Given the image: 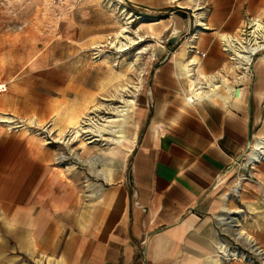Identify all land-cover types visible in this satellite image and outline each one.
Masks as SVG:
<instances>
[{"label": "crops", "instance_id": "0c3cea01", "mask_svg": "<svg viewBox=\"0 0 264 264\" xmlns=\"http://www.w3.org/2000/svg\"><path fill=\"white\" fill-rule=\"evenodd\" d=\"M196 2L174 20L182 29L195 16L203 29L193 48L163 47L129 146L91 148L88 162L65 168L40 137L0 124V264H249L218 255L241 228L264 247V161L238 197L228 194L238 160L264 135V52L239 79L223 40L264 0ZM193 80L205 86L195 103ZM45 88L5 87L0 115L49 119L70 85Z\"/></svg>", "mask_w": 264, "mask_h": 264}, {"label": "rangeland", "instance_id": "374dc122", "mask_svg": "<svg viewBox=\"0 0 264 264\" xmlns=\"http://www.w3.org/2000/svg\"><path fill=\"white\" fill-rule=\"evenodd\" d=\"M190 6L200 7L196 0H0V86L70 85L49 119L6 113L0 120L12 121L0 124L40 137L52 148L54 162L65 168L87 162L91 148L129 146L138 130L134 109L154 67L166 56L161 39L181 27L174 16H188ZM255 15L263 16L264 9L248 16ZM192 19L190 28L203 29ZM125 106L123 133L130 141L119 146L108 138L95 139L90 130L71 137L72 120L78 123L88 115L105 122V117H119Z\"/></svg>", "mask_w": 264, "mask_h": 264}, {"label": "built area", "instance_id": "2783aa9c", "mask_svg": "<svg viewBox=\"0 0 264 264\" xmlns=\"http://www.w3.org/2000/svg\"><path fill=\"white\" fill-rule=\"evenodd\" d=\"M198 30V26L194 25L185 34L183 40L188 42L189 48L194 47L193 41L197 37ZM223 40L225 49L230 53V59L238 71V78L243 79L251 72L255 56L264 52V15L246 17L244 24L235 32L226 35ZM161 42L165 46L167 39L162 38ZM4 89V86H0V92ZM196 89L201 90L199 93L201 95L205 86L197 84L189 91L187 100L191 103H195L200 98L196 95ZM256 142L259 144L254 147ZM262 161H264V135L255 137L247 152L238 160L239 179L230 189L229 196L234 198L239 196L243 181L253 178V169ZM222 221L238 226L233 217L228 219V216H223ZM218 255L222 260L241 259L249 264H264V247L252 237L244 233L239 234L237 229L233 231L232 236L221 238Z\"/></svg>", "mask_w": 264, "mask_h": 264}, {"label": "bare ground", "instance_id": "6f19581e", "mask_svg": "<svg viewBox=\"0 0 264 264\" xmlns=\"http://www.w3.org/2000/svg\"><path fill=\"white\" fill-rule=\"evenodd\" d=\"M225 35V34H224ZM184 66V64H183ZM235 67V65H234ZM191 69V68H190ZM190 69L188 68V72L190 71ZM186 72V71H185ZM183 73V72H182ZM187 73V72H186ZM193 72H190V74H192ZM117 76V75H116ZM190 76V75H189ZM208 76V75H207ZM215 76V75H214ZM119 77V76H118ZM209 77V76H208ZM190 78V77H189ZM213 78V77H212ZM115 79V78H114ZM208 79V78H207ZM214 79V78H213ZM213 79L210 81V84L212 85V87L214 88L216 86V83L215 81H213ZM110 80V79H108ZM227 80V78H226ZM209 81V80H208ZM223 81V80H222ZM229 82V80L227 81V83ZM107 83V82H106ZM224 83V82H223ZM226 83V82H225ZM224 83V85H225ZM193 85H191V87L193 88L194 86H196L197 84L199 85H202L200 83V81H196V80H193L192 83ZM103 85V84H102ZM231 85V83H230ZM229 86V84L227 85ZM232 87V85H231ZM191 89V88H190ZM232 89V88H231ZM125 90H123L124 92ZM229 91V90H228ZM122 92V91H121ZM208 91H206L205 93H207ZM199 93H201V90H198L196 89V95L198 96ZM124 94V93H122ZM203 94L199 95V97L201 98ZM206 95V94H205ZM204 97V96H203ZM202 97V98H203ZM130 104H135V100H130L129 101ZM128 104V103H127ZM135 106V105H134ZM133 107V106H132ZM130 108V107H128ZM132 110V109H131ZM118 113H119V117L117 118H104L105 119V122H96L94 119H92L91 116H88V115H85L83 119H81L78 123H76L75 120H72L71 122L73 123V126L71 129H69L70 131V135L71 137L73 136L74 138L76 137L77 139L79 137H84V132H87L88 130L90 131H93L95 133V135H97V138L95 139H100L101 138H108V139H111L113 140L115 143H117L119 146L123 145L124 142L126 140L130 141L131 139H129L124 133H123V119L125 118L124 116L127 114V107L125 106L124 108L122 109H119L118 110ZM128 115V114H127ZM133 115V114H132ZM130 117V116H129ZM7 118L6 117H3L0 121H5ZM10 119V117H9ZM8 119V120H9ZM126 119V118H125ZM10 121V120H9ZM12 121V120H11ZM10 121V122H11ZM125 125V124H124ZM106 133H110V135H114V137H106L105 134ZM67 134V133H66ZM73 138V139H74ZM65 140L67 142L70 141V137L67 139L65 138ZM91 142V140H90ZM259 144V142H256V144L254 145V147H257V145ZM97 156H94V159H96ZM87 160V159H86ZM90 160V159H89ZM86 162V161H85ZM88 162V161H87ZM92 162V161H91ZM94 162V161H93ZM242 229V228H241ZM239 229L237 230L239 232V234H243L242 230ZM234 231V230H233Z\"/></svg>", "mask_w": 264, "mask_h": 264}, {"label": "water", "instance_id": "95a60500", "mask_svg": "<svg viewBox=\"0 0 264 264\" xmlns=\"http://www.w3.org/2000/svg\"><path fill=\"white\" fill-rule=\"evenodd\" d=\"M189 28L190 25L187 22L182 29L179 28L173 29L169 37L167 38V43L171 45L176 44L188 32Z\"/></svg>", "mask_w": 264, "mask_h": 264}]
</instances>
